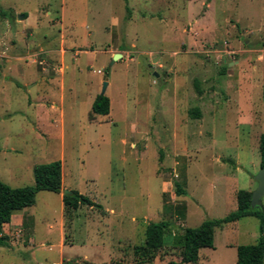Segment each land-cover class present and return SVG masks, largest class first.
<instances>
[{
	"label": "rangeland",
	"instance_id": "1",
	"mask_svg": "<svg viewBox=\"0 0 264 264\" xmlns=\"http://www.w3.org/2000/svg\"><path fill=\"white\" fill-rule=\"evenodd\" d=\"M104 79L109 114L89 119ZM263 132L264 0H0V181L62 164L60 193L38 191L4 225L0 264H236L255 216L217 228L196 263L173 235L256 188ZM64 190L102 209L65 211ZM160 220L163 246L141 263L133 247Z\"/></svg>",
	"mask_w": 264,
	"mask_h": 264
},
{
	"label": "trees",
	"instance_id": "2",
	"mask_svg": "<svg viewBox=\"0 0 264 264\" xmlns=\"http://www.w3.org/2000/svg\"><path fill=\"white\" fill-rule=\"evenodd\" d=\"M26 16V14H24ZM225 65L222 68L224 72ZM198 94H201L198 80H194ZM110 101L105 94H97L92 101L88 118L94 115L108 116ZM193 117H200L199 109L194 107L189 111ZM258 149L260 167L264 166V132L259 136ZM62 164L60 160L49 163L35 164L32 168L33 184L21 187H11L0 181V246H9V236L3 233V226L11 221L14 213L32 206L38 191L47 190L60 193ZM177 195L184 194L180 185L175 182ZM251 191L239 189L236 192V208L222 218L206 219L196 227H181L177 235H173V245L179 249L182 263H196L201 248H213L214 232L226 223L234 222L244 216H255L259 221V236L254 243L236 246V264H264V206L250 207ZM62 204L65 211L77 210L81 205L94 206L102 209L100 204L90 200L76 190L62 193ZM169 223L165 220L149 221L146 223L144 239L133 247V252L140 262L150 261L155 253L163 246V237L168 232ZM71 264V261H65Z\"/></svg>",
	"mask_w": 264,
	"mask_h": 264
},
{
	"label": "water",
	"instance_id": "3",
	"mask_svg": "<svg viewBox=\"0 0 264 264\" xmlns=\"http://www.w3.org/2000/svg\"><path fill=\"white\" fill-rule=\"evenodd\" d=\"M21 16L22 15H20L19 17H21ZM121 56H122L121 54H114L111 62L117 60ZM154 75L157 76L156 73H154ZM106 87H107V81L104 79L103 83H102L100 95L104 94ZM254 179L257 181V186L253 191H251L249 204H250V207H252V208L253 207H260L262 205L261 197L264 195V166L260 167L257 174L254 176ZM63 193L67 194V193H70V191L64 190Z\"/></svg>",
	"mask_w": 264,
	"mask_h": 264
},
{
	"label": "crops",
	"instance_id": "4",
	"mask_svg": "<svg viewBox=\"0 0 264 264\" xmlns=\"http://www.w3.org/2000/svg\"><path fill=\"white\" fill-rule=\"evenodd\" d=\"M229 64H231V62H229ZM252 86V85H251ZM258 86V85H257ZM247 102H248V104L250 105V104H252V102H251V99H249V97L247 98ZM252 106V105H251ZM254 107H247V109H253ZM258 119H259V114H258ZM248 122V121H247ZM248 124H250V123H248ZM60 200H61V198H60ZM61 202H62V200H61ZM13 216V215H12ZM11 219H12V217H11ZM10 223V222H9ZM8 223V224H9ZM8 224H5V225H8ZM3 228H5L4 226H3ZM5 230V229H4ZM64 242V241H63Z\"/></svg>",
	"mask_w": 264,
	"mask_h": 264
}]
</instances>
